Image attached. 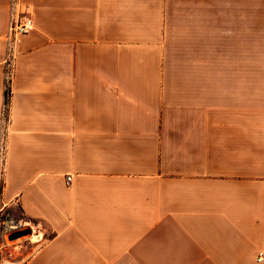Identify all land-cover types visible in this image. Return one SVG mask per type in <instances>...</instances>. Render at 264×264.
<instances>
[{"label":"crops","instance_id":"obj_1","mask_svg":"<svg viewBox=\"0 0 264 264\" xmlns=\"http://www.w3.org/2000/svg\"><path fill=\"white\" fill-rule=\"evenodd\" d=\"M10 1L0 213L29 234L0 264H264V82L209 12L250 6L16 0L8 42Z\"/></svg>","mask_w":264,"mask_h":264},{"label":"rangeland","instance_id":"obj_2","mask_svg":"<svg viewBox=\"0 0 264 264\" xmlns=\"http://www.w3.org/2000/svg\"><path fill=\"white\" fill-rule=\"evenodd\" d=\"M241 5L250 7L235 10L225 9L218 11V13L209 11L211 17L216 18L218 16L222 19L220 25L222 31L219 33L225 36L226 41L224 64L256 67L257 81L264 82V0H241ZM232 34L235 35L234 40L236 41L233 51L231 47L228 50V47L232 46ZM237 35L238 39L236 38ZM6 219L0 213V227L3 226ZM26 227L30 228L29 225ZM12 232H9L6 238ZM28 234L29 232L20 237H27Z\"/></svg>","mask_w":264,"mask_h":264},{"label":"built area","instance_id":"obj_3","mask_svg":"<svg viewBox=\"0 0 264 264\" xmlns=\"http://www.w3.org/2000/svg\"><path fill=\"white\" fill-rule=\"evenodd\" d=\"M16 0H11L10 1V15H9V21H8V28H7V41H14L17 36L27 33L30 30L33 29L34 24H33V19L29 15L16 12L15 7H16ZM6 95H7V88L8 85L6 83ZM7 108V101L3 105V112H6ZM2 168L0 165V193L2 191ZM66 183L70 182L71 175H66ZM7 219L3 223V226L1 227V230L6 234L9 232H12L14 230L21 229L23 227V223L20 220H16L12 217H9L8 215L5 216ZM260 259V257H258Z\"/></svg>","mask_w":264,"mask_h":264},{"label":"water","instance_id":"obj_4","mask_svg":"<svg viewBox=\"0 0 264 264\" xmlns=\"http://www.w3.org/2000/svg\"><path fill=\"white\" fill-rule=\"evenodd\" d=\"M26 233H28V230L27 229H22V230H18V231L12 232L11 234H9L8 237L10 239H13V238L19 237L21 235H24Z\"/></svg>","mask_w":264,"mask_h":264},{"label":"trees","instance_id":"obj_5","mask_svg":"<svg viewBox=\"0 0 264 264\" xmlns=\"http://www.w3.org/2000/svg\"><path fill=\"white\" fill-rule=\"evenodd\" d=\"M8 96V93H7V95H6V97ZM8 98V97H7Z\"/></svg>","mask_w":264,"mask_h":264}]
</instances>
